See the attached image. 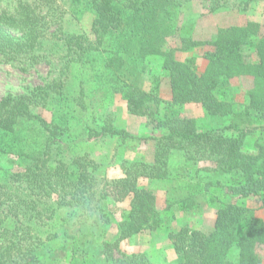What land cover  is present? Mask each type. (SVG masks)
<instances>
[{
	"label": "trees",
	"instance_id": "obj_1",
	"mask_svg": "<svg viewBox=\"0 0 264 264\" xmlns=\"http://www.w3.org/2000/svg\"><path fill=\"white\" fill-rule=\"evenodd\" d=\"M191 1L207 0L5 1L0 59L33 64L45 55L44 41H51L60 65L49 83L0 98V153L15 152L19 159L14 168L0 166V264H150L125 253L113 258L121 241L161 226L156 196L141 185L142 178L175 180V191H183L185 183L187 197L216 189L207 195L215 205L212 229L170 230L176 259L166 264H264L256 253L264 245V219L239 203L251 198L264 208V28L247 20L219 27L212 38H197L186 8ZM208 1L211 12L226 7L244 11L254 1L264 2ZM68 11L92 15L90 34L65 30ZM170 38L179 39V46H171ZM196 48H204L201 69L195 56L177 57V52ZM149 56L162 58L171 92L160 116L150 108L160 101L158 81L150 78L147 90L140 85ZM73 66L122 85L128 113L146 116L155 131L138 136L99 122L88 113L86 78L75 80ZM241 76L251 77L252 84L245 106L238 109L231 80ZM190 104L208 116L224 117L225 123L198 129L194 118L178 111ZM42 110L50 112V120ZM27 125L37 128L38 141L20 136ZM248 134L254 138L251 150L242 147ZM2 135L10 137L8 148L1 144ZM106 138L155 141L153 159L124 158L122 174L109 178L84 150L87 143ZM173 151H182L192 162L213 163L196 172L215 173L214 180L203 184L173 178ZM124 203L126 207L120 205Z\"/></svg>",
	"mask_w": 264,
	"mask_h": 264
},
{
	"label": "rangeland",
	"instance_id": "obj_2",
	"mask_svg": "<svg viewBox=\"0 0 264 264\" xmlns=\"http://www.w3.org/2000/svg\"><path fill=\"white\" fill-rule=\"evenodd\" d=\"M5 1L9 0H0V8L5 6ZM222 1L220 2L222 3ZM230 4H232V1L227 6ZM210 7L211 3L208 0L201 4L197 1H191L187 4V14L191 16L192 25L194 26L192 34L197 38H212L219 27L231 23L240 24L247 20L258 21L262 23L264 28L263 1L252 2L244 11L230 10L229 7H226L211 12L209 11ZM91 21L92 15L88 12L72 15L68 11L64 16L65 30L88 35L90 34ZM168 41L171 46H179V39L177 38H170ZM42 50H44L45 55L41 60L33 64L20 59L12 62H4L0 59V98L7 94L14 96L24 94L32 88L49 83L56 77L60 65V53L57 47L51 41H44ZM203 51L204 48L180 51L177 52V57L179 60H183L187 57L195 56L198 69H201L205 64L202 57ZM243 52L249 54L247 49H244ZM251 56L255 57L253 53H251ZM143 66L145 74L142 76L140 85L146 90L150 89V78H156L159 86L156 91L160 101L158 103L151 102L150 108L156 110V116L163 115L164 101L170 99L171 92L168 77L162 69V58L157 56L146 57ZM71 70L76 75L75 80L85 76L88 113L95 115L99 122H109L117 128L125 129L138 136H146L155 131L152 127L153 124L149 122L146 116H136L128 113L124 96L125 89L122 85L109 82L108 77L104 73L101 76L106 77L100 78L98 76L92 77L96 73L91 70H88V73L84 75L78 66H73ZM251 84L252 79L249 76H241L231 80L233 89L230 93L235 99L238 109L245 106L247 100L245 94ZM178 111L184 117L194 118L198 129L218 128L225 123L224 117L208 116L198 105H185ZM41 112L46 119L50 120L49 111L42 110ZM89 116L91 115L88 114L86 118ZM20 136L30 141L39 140L37 128L33 125L24 126ZM9 138L7 135L1 136V144H5L4 146L7 148L10 145ZM253 142V136L248 134L242 140V147L251 150L253 149ZM155 145V141L141 142L134 140L121 143L117 138H106L102 142L87 143L84 150L92 159L102 165L101 171L109 178H114L122 174L120 161L124 158L152 160ZM18 160L15 152L13 154L0 153L1 167L14 168ZM169 163L170 175L176 179L185 181L187 179L192 181L199 179L201 180L200 182L205 183L207 180H214L216 175L206 170L200 171V173L196 172V169L212 166L213 163L201 160L192 162L186 159L182 151H173L169 156ZM0 173H3L1 168ZM140 183L153 191L156 196V205L162 220L161 226L155 231H144L121 241L119 249L113 253V258L116 260L121 259L122 253H125L133 255V257L138 256L139 261L147 259V263L150 264L173 262L176 259V255L168 238V232L170 230L175 231L182 226L201 229L205 232L210 231L214 224L215 205L208 201L207 195L215 192L216 189L215 187H210L205 195L201 193L187 197V192L184 188L185 183L181 184L183 191L174 190L175 180L142 178ZM183 196L186 197L184 202H175L176 204L168 206L169 202L179 200ZM241 202L248 208L254 209L256 216L264 219V208L258 207L259 205L255 200L249 198L243 201L239 200V203ZM120 205L126 207L125 203ZM119 214L120 211H117L116 215L118 216ZM114 233L115 230L113 228L109 230L106 237L111 238ZM256 253L264 263V245L257 247ZM138 258L136 257L137 260ZM60 264L65 263L60 261Z\"/></svg>",
	"mask_w": 264,
	"mask_h": 264
}]
</instances>
